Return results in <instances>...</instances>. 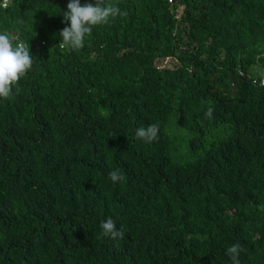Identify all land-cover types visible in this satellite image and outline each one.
Segmentation results:
<instances>
[{
  "label": "trees",
  "instance_id": "1",
  "mask_svg": "<svg viewBox=\"0 0 264 264\" xmlns=\"http://www.w3.org/2000/svg\"><path fill=\"white\" fill-rule=\"evenodd\" d=\"M68 3L0 0L33 56L0 97V264H264V0H103L79 49Z\"/></svg>",
  "mask_w": 264,
  "mask_h": 264
},
{
  "label": "clouds",
  "instance_id": "2",
  "mask_svg": "<svg viewBox=\"0 0 264 264\" xmlns=\"http://www.w3.org/2000/svg\"><path fill=\"white\" fill-rule=\"evenodd\" d=\"M68 11L64 12V22H70V26L64 27L61 32V47L70 46L72 49L84 47L86 35L92 32V26L107 23L109 17L123 15L120 9L115 5H105L103 0H96L95 4L86 3L81 6L80 0H69L67 4ZM33 56L29 51V44L23 41L17 42L13 46L9 34H0V97L10 96L12 86L32 68ZM257 83L253 81V84ZM264 86V80L260 82ZM214 109L209 107L205 115L212 116ZM159 125L150 124L147 127L136 129L137 139L151 143L158 137ZM113 182L123 180V174L119 169H114L108 174ZM102 234L113 240L122 239L124 236L123 228H117L116 222L111 218L102 221L100 225ZM244 249L239 242L232 244L227 248L226 254L231 259V264H241L239 260L240 253Z\"/></svg>",
  "mask_w": 264,
  "mask_h": 264
},
{
  "label": "built area",
  "instance_id": "3",
  "mask_svg": "<svg viewBox=\"0 0 264 264\" xmlns=\"http://www.w3.org/2000/svg\"><path fill=\"white\" fill-rule=\"evenodd\" d=\"M241 75H243V73H241ZM252 80L257 82V83H255V84H259V85H260L259 82H260L261 80H264V76H261V77H254ZM260 86H261V85H260ZM262 87H264V86H262Z\"/></svg>",
  "mask_w": 264,
  "mask_h": 264
},
{
  "label": "rangeland",
  "instance_id": "4",
  "mask_svg": "<svg viewBox=\"0 0 264 264\" xmlns=\"http://www.w3.org/2000/svg\"><path fill=\"white\" fill-rule=\"evenodd\" d=\"M183 141V140H182ZM184 142V141H183ZM178 144H180V142H178ZM182 146H183V144H182ZM183 151V150H182Z\"/></svg>",
  "mask_w": 264,
  "mask_h": 264
}]
</instances>
